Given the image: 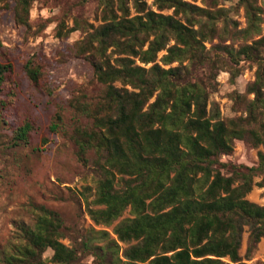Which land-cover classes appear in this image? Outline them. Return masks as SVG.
I'll list each match as a JSON object with an SVG mask.
<instances>
[{"label": "trees", "instance_id": "obj_1", "mask_svg": "<svg viewBox=\"0 0 264 264\" xmlns=\"http://www.w3.org/2000/svg\"><path fill=\"white\" fill-rule=\"evenodd\" d=\"M35 1L14 0L17 24L29 25ZM98 1L103 23L64 55L90 63L102 95L96 101L71 100V130L58 106L49 131L69 137L80 162H88L90 151L104 159L107 176L94 192L86 188L83 194L91 219L110 227L128 209L132 217L116 225V238L107 230L91 229L70 247L62 241L61 215L34 206L35 223H15L11 242L0 250V264H78L82 254L92 255L95 264H246L240 255L245 227L253 245L264 237V206L246 198L264 171V62L258 55L264 37L238 51L258 62L247 95L233 97L243 115L222 119L219 106L210 103L208 84L184 65L206 63L205 43L218 36L220 11L185 0H154L158 11L147 0ZM240 3L248 22L244 33L260 35L263 10L256 0ZM171 9L173 14L163 13ZM46 67L33 56L24 70L35 87L52 96ZM13 73L11 63L0 61L2 118L17 98ZM34 130L25 119L14 132L13 145H29ZM236 140L263 147L257 166L221 161L233 153ZM48 250L51 259L44 256Z\"/></svg>", "mask_w": 264, "mask_h": 264}, {"label": "rangeland", "instance_id": "obj_2", "mask_svg": "<svg viewBox=\"0 0 264 264\" xmlns=\"http://www.w3.org/2000/svg\"><path fill=\"white\" fill-rule=\"evenodd\" d=\"M185 1L213 12L220 11L215 26L218 36L215 34L211 42L205 43L208 60L199 66L186 61L187 73L208 84L210 103L219 106L222 119L239 117L244 109L235 103L233 97L236 93L247 95L248 86L255 80L258 62L240 57L238 51L264 37V0H256L263 10L262 32L251 37L244 33L248 22L240 0ZM147 3L158 11L153 6L154 0H147ZM13 9L14 0H0V61L9 62L14 67L12 80L17 92L15 105L4 112L3 118L0 117V250L6 249L11 242L15 223H35L34 206H45L61 215L65 233L62 241L67 246L77 245L91 229L107 230L116 238L113 230L120 221L132 217L130 210L110 227L97 225L87 212L83 195L88 193L86 188L94 192L98 182L107 176L104 159L90 151L88 162H80L75 143L63 134L49 131L58 106L71 130L75 117L70 107L71 100L84 98L96 101L102 95L103 88L97 82L90 63L64 55L68 48L103 23L102 6L98 0H36L27 27L15 22ZM173 12V9L163 11L167 15ZM226 24L227 33L222 39ZM75 26L78 30L68 35ZM165 53L161 52L159 58ZM258 55L264 62V46ZM33 56L47 66L52 96L35 87L25 74L24 65ZM248 98H253V95H248ZM25 119L34 123L35 130L31 133L29 145L15 147L14 132ZM80 121L84 125L90 124L86 118ZM262 151V146L236 140L233 153L222 156L221 161L254 167L258 165ZM223 172L227 173L225 169ZM246 198L264 206V171L254 178V187ZM93 199L94 196L89 198L90 201ZM250 234L249 227H245L241 258L246 264H264V237L253 245ZM121 246L126 248L128 245L121 243ZM52 255L53 251L48 250L44 256L51 259ZM223 260L230 263L228 258ZM78 264H95L94 257L82 254Z\"/></svg>", "mask_w": 264, "mask_h": 264}]
</instances>
